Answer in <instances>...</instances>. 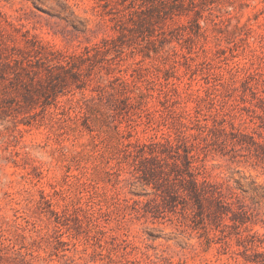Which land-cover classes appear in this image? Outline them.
Listing matches in <instances>:
<instances>
[{
	"label": "rangeland",
	"instance_id": "1",
	"mask_svg": "<svg viewBox=\"0 0 264 264\" xmlns=\"http://www.w3.org/2000/svg\"><path fill=\"white\" fill-rule=\"evenodd\" d=\"M194 134L242 207L211 243ZM0 264H264V0H0Z\"/></svg>",
	"mask_w": 264,
	"mask_h": 264
},
{
	"label": "trees",
	"instance_id": "2",
	"mask_svg": "<svg viewBox=\"0 0 264 264\" xmlns=\"http://www.w3.org/2000/svg\"><path fill=\"white\" fill-rule=\"evenodd\" d=\"M193 142L187 143L184 147V170L179 182L185 192V202L189 205L190 211L185 218L191 221L190 226L195 230H201V236L205 237L207 243L215 240L210 236L212 228L223 229L228 225L224 222V216H229L235 221L240 215V197L229 185L213 182L209 174V159L218 153L214 143L208 137L200 134L192 135ZM174 148L172 142H168ZM156 152L151 157H146L144 161H155L161 164L165 161L162 156L163 151L157 149L160 144H155ZM164 147V145H161ZM180 148V146H177ZM162 149V148H161ZM158 164V165H159ZM173 168H179L178 162L172 163ZM165 175L162 169L159 176Z\"/></svg>",
	"mask_w": 264,
	"mask_h": 264
}]
</instances>
